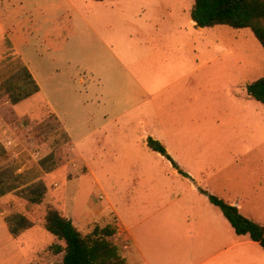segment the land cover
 I'll return each instance as SVG.
<instances>
[{
  "label": "rangeland",
  "instance_id": "rangeland-1",
  "mask_svg": "<svg viewBox=\"0 0 264 264\" xmlns=\"http://www.w3.org/2000/svg\"><path fill=\"white\" fill-rule=\"evenodd\" d=\"M193 2L0 0V166L38 173L46 188L39 204L11 192L0 212L32 221L18 235L31 264H61L63 242L43 226L47 209L85 236L107 223L117 229L116 215L138 207L143 175L156 170L173 185L172 164L148 136L185 173L215 174L206 182L219 198L264 225V104L245 89L264 77V49L248 28L196 26ZM18 59L41 90L12 104L6 82ZM50 152L57 165L45 172L39 160ZM110 240L124 264H143L122 235ZM204 264H264V249L244 241Z\"/></svg>",
  "mask_w": 264,
  "mask_h": 264
},
{
  "label": "trees",
  "instance_id": "trees-1",
  "mask_svg": "<svg viewBox=\"0 0 264 264\" xmlns=\"http://www.w3.org/2000/svg\"><path fill=\"white\" fill-rule=\"evenodd\" d=\"M190 19L199 27L224 24L233 28H248L264 49V0H194L189 12ZM18 72L6 82L5 94L12 104H17L39 91V86L25 64L20 59ZM248 95L264 104V77L257 78L245 87ZM65 132V131H64ZM66 137H68L66 135ZM147 146L170 161L177 171L189 177L172 159L162 143L148 136ZM5 148L0 144V156H6ZM3 159H1L2 161ZM57 165L52 152L39 160V166L45 172ZM46 188L38 173L32 177L23 172H16L15 166L4 162L0 166V197L14 193L30 204H39ZM204 193L209 202L217 206L237 234H247L264 249V225L244 216L239 209L214 194ZM10 234L17 237L33 223L21 213L4 217ZM43 226L47 232L63 242L55 246V252H63L61 264H124L125 259L119 253V245L110 240L116 231L108 223L95 226L85 236L72 221L61 215L56 209L49 208L44 216Z\"/></svg>",
  "mask_w": 264,
  "mask_h": 264
},
{
  "label": "crops",
  "instance_id": "crops-1",
  "mask_svg": "<svg viewBox=\"0 0 264 264\" xmlns=\"http://www.w3.org/2000/svg\"><path fill=\"white\" fill-rule=\"evenodd\" d=\"M7 35L15 52V40L9 37V31ZM53 113L64 126L61 117L55 111ZM65 133L71 139L66 129ZM173 170L172 186L164 185L156 170L153 171L154 175H143L145 181L138 191L141 199L138 207L129 208L123 216L116 215L118 228L113 227L115 234L124 237L127 242L125 247L134 250L143 264H204L241 246L244 241L259 245L249 236L246 240L233 237L230 223L221 210L210 203L204 193L199 192L203 184L207 193L219 197L218 188L206 182L215 174L206 176L201 172L200 180L199 176L186 172L189 177H185L176 168ZM188 180L190 183L187 185ZM10 194L0 197V207H4L3 198ZM226 202L235 205L239 211L242 209L239 201ZM4 216L6 211L0 212V264H31L24 253L23 243L19 242L20 237L15 238L10 234ZM133 221L139 227L137 230L133 228Z\"/></svg>",
  "mask_w": 264,
  "mask_h": 264
}]
</instances>
